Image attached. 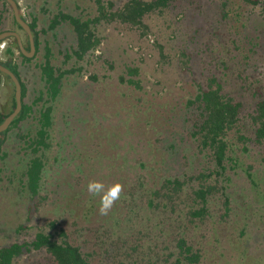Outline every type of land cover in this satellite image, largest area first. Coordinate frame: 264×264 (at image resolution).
Here are the masks:
<instances>
[{"label": "rangeland", "instance_id": "1", "mask_svg": "<svg viewBox=\"0 0 264 264\" xmlns=\"http://www.w3.org/2000/svg\"><path fill=\"white\" fill-rule=\"evenodd\" d=\"M114 1L120 6L127 0ZM17 2L29 23L37 18L41 42L30 62H23L20 51L14 48L13 62L19 65L28 87L25 102L32 104L41 91L45 93L39 65L44 62L46 44L52 48L55 66L81 65L83 70L64 79L61 95L51 103L54 124L49 129L48 147L35 152L19 137V133L33 139L37 136L39 109L44 101L34 106L33 113L20 127L8 132L0 152V248L13 242L31 241L39 231L64 229L68 240L82 246L93 264L104 260L128 264L123 248L131 245L136 225L145 223L143 211L132 232L121 239L117 234L123 232L125 224L122 229L114 228V233L104 225L111 213L122 221V215L130 212L129 207L135 202L142 204L134 185L124 184L137 175L128 171L129 165L147 162L159 169L161 177L191 172V168L200 171L212 167L196 149L188 131L190 121L188 124L184 121L187 117L184 102L195 93L197 82L205 85L215 75L225 79L227 90L234 89L231 96L246 103L243 118L253 110L255 98L248 87L257 83L264 86V0L257 5L228 0L226 18L220 14L219 0L177 2L164 13L145 18L149 27L146 36L128 24L103 23L97 31L103 38L100 47L87 61L79 63L74 58L65 62L67 50L76 44L72 26L65 23L55 30L48 26L61 10L84 19L94 16L93 0ZM7 30L18 31L27 49L28 34L15 23L11 6L0 0V31ZM15 41L10 37L0 43L1 59L7 60L5 50ZM127 66L140 68L142 89L120 81ZM93 74L98 79H92ZM14 94L12 81L0 75V111L12 109ZM251 147L243 165L229 171L232 191L241 193L252 188L254 184L244 170L252 166L250 171L260 184V189H255L264 196V146L251 143ZM34 158H40L44 165L39 188H35L38 178L34 174L25 176L27 165ZM142 172L145 174L147 170ZM145 176L148 179L147 173ZM90 185L100 187L90 190ZM115 186L120 187L119 194L106 213H102L103 194L108 195ZM149 186L151 183L146 184ZM99 199L103 200L100 204ZM94 203L97 210L90 212ZM166 217L172 221L174 215ZM52 221L57 223V229L50 226ZM251 226L258 227L253 230L257 232L253 243L254 249L258 248L254 252L257 254L261 246L264 248L261 228L264 225L254 222ZM259 233H263L261 237ZM163 245L160 242L154 250H164ZM107 247H112L109 254H105ZM212 247L211 244L209 248L213 250ZM213 254L207 264H217L218 260L220 264H229L236 259L231 251L224 258L216 249ZM227 257L232 259L225 261ZM15 264L56 263L45 251H27Z\"/></svg>", "mask_w": 264, "mask_h": 264}, {"label": "trees", "instance_id": "2", "mask_svg": "<svg viewBox=\"0 0 264 264\" xmlns=\"http://www.w3.org/2000/svg\"><path fill=\"white\" fill-rule=\"evenodd\" d=\"M93 1L96 5L94 16L84 19L82 16L61 10L54 15L48 26V29L55 30L59 25L67 23L73 28L76 44L74 48L67 50L65 62L73 58L75 63L85 62L89 59V56L102 43L103 38L97 31L98 26L103 23L128 24L137 28L142 36H146L149 27L145 18L148 15L162 14L177 2L192 3L195 0H127L120 6L114 0ZM219 1L222 6L220 14L226 18L229 15V11L226 10L229 5L228 0ZM243 1L253 5L260 3V0ZM5 3L8 4L6 0ZM14 21L21 27L15 17ZM30 26L34 33L38 52L41 42L36 17ZM43 31L47 32L48 30L44 29ZM14 48L20 51L23 62H30L33 59L24 55L16 41L5 50L7 60L0 58V62L9 67L20 79L23 100L20 114L6 131L0 133V152L3 151L8 132L13 128L20 127V123L31 116L34 106L40 101H44L39 109L40 129L37 136L33 139L19 133V137H23L27 145L33 151L38 152L40 148L49 146L47 142L50 138L49 129L54 124V105L51 103L61 95L64 79L81 72L83 67L81 65L70 68L55 66L52 63V48L46 44L45 59L39 67L45 82L44 94L47 95V98H44L41 91L33 103L28 104L25 102L28 87L21 76L19 65L13 62ZM29 49L28 46L27 50ZM0 75L12 81L1 71ZM139 75V67L127 66L120 81L132 85L136 89H142V79ZM91 78L96 80L98 76L93 74ZM196 86L195 93L190 94L184 102V111L187 116L184 121L186 124L190 121L188 131L195 141L196 149L204 155V160L206 157V161L210 162L212 167L200 171L191 168V172L174 176L162 175L161 177L158 174L159 169L150 166L147 162L138 161L136 164L129 165L128 171H133L137 175L124 184H129L130 187H132L131 183L134 185L133 190L139 192L142 204L135 202L129 207L130 212L122 215V221L118 219L119 217L112 216L111 213L104 225L114 233L116 229H122L124 227L122 225L125 224L123 232L120 231L117 234L121 239L132 232L135 228L134 223L141 218L140 211H143L142 216L145 223L136 225L138 229H136V233L133 232L131 245L123 248L127 255L125 263L207 264L209 256L216 249L221 258H224L229 251L236 254V259L233 261L230 260L232 258L225 259V261L230 260L229 264H248L249 262L264 264V248L261 246L259 252L254 254L258 248L254 249L253 243L257 232L253 230H257L258 227L251 226V223L254 222H261V225H264V196L258 191L260 184L255 182L254 175L250 171L252 166H249V169L244 170L249 181L254 185L251 183V189L247 188L241 193H235L236 191H232L233 178L229 173L230 169L236 170L241 167V164L243 165L244 156L249 155L252 150L251 143L260 145V147L264 146V86L257 83L248 87L255 100L253 110L244 118L243 112L246 103L231 96L234 89L227 90L225 88L224 78L213 75L205 85L197 82ZM15 106L14 94L12 109L6 113L0 111V124L14 110ZM40 160V158L30 160L25 174V176L34 174L38 178L35 188H39L38 181L44 169ZM126 162V160L123 162L124 168ZM142 170H147L148 179L145 178L146 173L144 174ZM149 183L151 186L146 187V184ZM115 188L116 186L112 190ZM106 193L103 194L104 198L110 194ZM103 200L99 199V204ZM96 204L94 203L90 207V212L97 210ZM113 214L115 215V212ZM169 214L174 215L172 221L166 217ZM225 223L226 227H229L227 230L224 229ZM50 226L57 229L55 221H52ZM261 228L264 229L263 226ZM262 229L261 231H263ZM261 234L263 233H259L258 237H261ZM158 242L164 244V250L162 248H158V251L154 250L155 246H159ZM211 244L213 250L209 248ZM116 246L118 250L121 249L120 245ZM224 246L230 247V249H226ZM111 249L112 247H107L105 254L111 253ZM27 251H45L52 256L56 264H93L89 259V254L84 252L82 246L68 240V234L64 229L55 232L39 231L31 241L13 242L2 246L0 248V264H15L16 260ZM216 263L220 264L221 260ZM98 264H114V262L104 260Z\"/></svg>", "mask_w": 264, "mask_h": 264}, {"label": "water", "instance_id": "3", "mask_svg": "<svg viewBox=\"0 0 264 264\" xmlns=\"http://www.w3.org/2000/svg\"><path fill=\"white\" fill-rule=\"evenodd\" d=\"M6 1L13 10L15 20L21 26V28L28 34L30 49L29 50L26 49L21 34L15 30L2 31L0 33V43L6 41L10 37H13L16 39L17 44L19 45L24 55L32 58L35 56L37 52V48L35 44L34 33L32 31L30 23L23 17L17 0H6ZM0 71L5 75L9 76L13 81L15 86V100H16V106L14 110L0 124V133H2L10 127L14 119L20 114L23 107V100H22V85L18 76L9 67L5 66L1 62H0Z\"/></svg>", "mask_w": 264, "mask_h": 264}, {"label": "clouds", "instance_id": "4", "mask_svg": "<svg viewBox=\"0 0 264 264\" xmlns=\"http://www.w3.org/2000/svg\"><path fill=\"white\" fill-rule=\"evenodd\" d=\"M89 187H90V190H91L92 188H99L100 185H90ZM118 192H119V187L117 186L115 189H113L110 192L109 196L105 197L104 202H103L102 207H101V212L102 213H106L107 207L110 206L112 200L117 198Z\"/></svg>", "mask_w": 264, "mask_h": 264}, {"label": "flooded vegetation", "instance_id": "5", "mask_svg": "<svg viewBox=\"0 0 264 264\" xmlns=\"http://www.w3.org/2000/svg\"><path fill=\"white\" fill-rule=\"evenodd\" d=\"M29 38V37H28ZM17 42V41H16ZM29 47H30V42H29Z\"/></svg>", "mask_w": 264, "mask_h": 264}, {"label": "built area", "instance_id": "6", "mask_svg": "<svg viewBox=\"0 0 264 264\" xmlns=\"http://www.w3.org/2000/svg\"><path fill=\"white\" fill-rule=\"evenodd\" d=\"M1 53H2V51L0 52V56H1Z\"/></svg>", "mask_w": 264, "mask_h": 264}]
</instances>
